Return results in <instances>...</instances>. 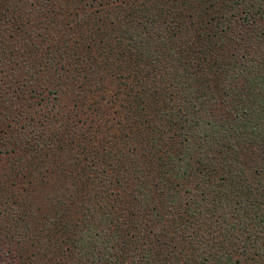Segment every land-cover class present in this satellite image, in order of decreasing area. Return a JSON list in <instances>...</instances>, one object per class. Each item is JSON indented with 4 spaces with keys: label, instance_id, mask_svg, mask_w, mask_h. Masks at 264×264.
<instances>
[{
    "label": "trees",
    "instance_id": "16d2710c",
    "mask_svg": "<svg viewBox=\"0 0 264 264\" xmlns=\"http://www.w3.org/2000/svg\"><path fill=\"white\" fill-rule=\"evenodd\" d=\"M31 1L0 0V25L12 6L20 9L16 19L28 16ZM85 1L75 9L83 13ZM173 1L175 21L165 1L144 3L129 20L115 12L113 34L102 17L85 16L93 23L87 24L92 41L123 37L119 48L141 62L100 54L97 68L114 77L122 94L120 88L114 102L101 97L93 121L101 139L114 124L122 134L106 151L112 164L89 148L94 136L84 134L71 150V165L90 190L82 196L75 182L49 214V231L68 234L78 247L67 260L54 253V264H264V0H182L179 12L181 0ZM94 3L88 1L90 9ZM226 53L232 59L225 68L207 66L218 57L221 67ZM20 147L13 144L15 151ZM124 147L130 161L120 159ZM247 149L258 154L246 160ZM26 182L13 185L29 202L38 190ZM123 244L126 252H120Z\"/></svg>",
    "mask_w": 264,
    "mask_h": 264
},
{
    "label": "rangeland",
    "instance_id": "374dc122",
    "mask_svg": "<svg viewBox=\"0 0 264 264\" xmlns=\"http://www.w3.org/2000/svg\"><path fill=\"white\" fill-rule=\"evenodd\" d=\"M12 1L15 4L16 0ZM73 1L32 0L28 7L30 14L20 20L13 15L17 11L14 12L16 7L12 6L5 18L8 21L3 20L0 25V39L4 38L0 42V150L3 152L0 155V264H54V253L59 252L60 256H66L64 260L75 257L78 247L68 243V234L58 235L49 231L54 219L48 218L51 211L56 214L54 206L64 192L72 188V184L77 182L79 190H83L82 196L90 190L89 183L83 185L78 179V170L71 165L73 159L70 152L76 150L74 146L83 141L84 134L85 137L94 136L95 140L89 148L103 156L105 154L110 162L108 164L115 163V158L109 157L106 151L115 145L116 140H120L122 130L111 123L112 129L104 132V139H101L98 124L93 121L96 120L94 108L101 97L114 102L120 88L118 94L121 96L122 87L116 81L113 83V76L99 71L100 54L113 56L120 53L130 63L141 62V59L127 47L119 48L123 37L117 39L113 36L110 42L105 40L104 45L99 38L96 41L100 45L92 41L95 35H88L90 27L87 24L93 23H88L85 16H90L91 21L102 17L109 31L115 33L112 23L115 12L121 11L120 16L129 20L134 8H141L144 3L158 6L165 1V13L170 12L168 16L176 20L172 14L173 9L177 11L173 0H125L120 8L118 2L114 4L116 0H95L96 7L92 9L87 4L91 0H86L83 3L86 5L84 21L83 13L75 9L80 0ZM99 2L102 6L97 5ZM183 10L181 0L178 12ZM208 19L207 16L202 18V30ZM161 22L164 23V20ZM159 31H165L163 24ZM113 45L115 47H111ZM224 51L220 50L222 56ZM230 54L226 53L221 67L216 66L218 57H210L207 66L211 70L225 68L228 64L226 58L232 59ZM77 56L80 60L76 59ZM51 63L62 66V69L52 68L51 72ZM80 74L81 81H76V75L79 77ZM53 76L57 80H53ZM87 81L92 90L88 89L90 86L84 87ZM128 123H124L123 127ZM13 144H20L21 147L15 151ZM127 148H122V161L132 158L124 151ZM252 152L245 151L246 160L258 154ZM111 179L116 180L114 174ZM16 181L24 182L25 186H28L26 181L35 183L37 195L28 202L24 197L26 192L18 193L21 190L13 185ZM9 196L12 198L9 199ZM22 236L31 239L28 245L21 239ZM74 239L76 237H72ZM120 248V252H126V246L125 249ZM34 252H37V257ZM52 257L55 261H51ZM117 261L129 264L121 259ZM104 264H112V261Z\"/></svg>",
    "mask_w": 264,
    "mask_h": 264
}]
</instances>
